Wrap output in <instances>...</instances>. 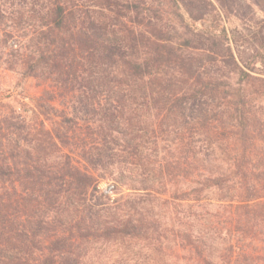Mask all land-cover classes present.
I'll return each mask as SVG.
<instances>
[{"label":"trees","instance_id":"trees-1","mask_svg":"<svg viewBox=\"0 0 264 264\" xmlns=\"http://www.w3.org/2000/svg\"><path fill=\"white\" fill-rule=\"evenodd\" d=\"M223 15L238 26L204 24ZM20 24L32 28L25 45L11 41ZM0 32V66L18 61L50 100H71L40 135L0 118V264H85L88 243L148 236L143 194L99 202L98 177L62 152L82 123L97 136L79 145L95 169L150 163L165 134L181 136L194 200L236 189L249 228L264 222V0H0ZM122 138L118 153L109 143ZM159 162L162 173L178 163ZM185 236L201 264H260L249 250L214 257L200 230Z\"/></svg>","mask_w":264,"mask_h":264},{"label":"rangeland","instance_id":"rangeland-1","mask_svg":"<svg viewBox=\"0 0 264 264\" xmlns=\"http://www.w3.org/2000/svg\"><path fill=\"white\" fill-rule=\"evenodd\" d=\"M164 10L167 8L164 7ZM238 23L226 16L222 20L208 18L204 22L207 26L225 27L228 31L238 26ZM20 27L11 41L28 44L32 28H25L22 24ZM2 36L0 32V38ZM48 90L53 89L47 82L25 73L24 64L16 61L12 67L4 61L0 66V118L17 116L26 123V127L39 135L43 126L54 131L60 127L62 110L71 104V100L59 96L50 100L46 93ZM258 104L255 102L256 111L260 109ZM262 104L264 110V101ZM138 113L133 121L139 124V120L145 116L142 111ZM70 138V145L63 147L62 152L69 153L75 163L98 177L96 195L101 196L99 202L108 201L105 196L113 199L143 194L147 200L142 212L152 223L148 236L88 243L85 264H201L197 251L185 236L187 232L195 235L197 230L204 234L203 246L209 247L214 257L227 258L232 250L235 253L249 250L260 259V264H264V222L255 220L256 226L249 228L245 218L243 220L239 214L241 210L236 207V200L241 199L236 189L225 193H209L203 201L194 200V167L190 157L181 155V136L165 134L160 144L163 150L161 155H153L150 163H140L137 157H130L131 163H128L117 156L114 159L107 158L96 169L83 159L79 146L85 142L94 144L97 140L95 133L88 131L86 124L82 123L77 137ZM155 138L152 136L151 140ZM143 140L148 138H138V142ZM117 142H110L109 145L117 147L120 153L126 140L122 138ZM231 148L229 142H224L220 155L226 161L230 159ZM161 156L180 164L176 163L171 171L162 173L159 164ZM185 191L186 195H183ZM230 200H234V204ZM112 219L113 216L106 218L102 215L97 221L101 224Z\"/></svg>","mask_w":264,"mask_h":264}]
</instances>
